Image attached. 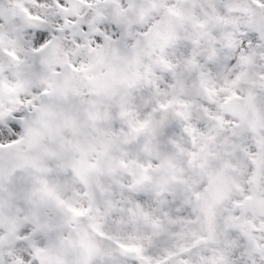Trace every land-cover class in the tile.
<instances>
[{
    "label": "clouds",
    "instance_id": "9594fccd",
    "mask_svg": "<svg viewBox=\"0 0 264 264\" xmlns=\"http://www.w3.org/2000/svg\"><path fill=\"white\" fill-rule=\"evenodd\" d=\"M0 264H264V0H0Z\"/></svg>",
    "mask_w": 264,
    "mask_h": 264
},
{
    "label": "snow or ice",
    "instance_id": "6c2138e0",
    "mask_svg": "<svg viewBox=\"0 0 264 264\" xmlns=\"http://www.w3.org/2000/svg\"><path fill=\"white\" fill-rule=\"evenodd\" d=\"M46 36H47V32H44V31H37V33H36V37H35V43H36V44H41V43H43V41L45 40ZM74 211H76V210L74 209ZM25 231H26V230H25ZM22 243H23V242H22ZM120 247H121V248H127L126 245H121ZM133 250H135V251H139V249H133Z\"/></svg>",
    "mask_w": 264,
    "mask_h": 264
}]
</instances>
